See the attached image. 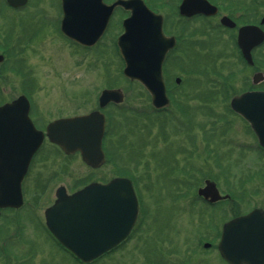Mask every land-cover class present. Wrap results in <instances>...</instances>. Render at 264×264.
<instances>
[{
  "label": "rangeland",
  "instance_id": "374dc122",
  "mask_svg": "<svg viewBox=\"0 0 264 264\" xmlns=\"http://www.w3.org/2000/svg\"><path fill=\"white\" fill-rule=\"evenodd\" d=\"M143 1L166 18L165 35L178 39L164 78L169 94L187 108L186 116L174 104L155 114L145 90L123 77L115 47L123 11H115L106 34L86 49L56 32L58 0H31L27 7L29 13L36 10L42 23L51 16L56 23L52 31L44 24L45 33L34 40L30 16L22 17L15 34L18 61L3 64L0 103L25 91L33 100V119L47 124L96 110L103 89H120L124 101L119 109L103 111V147L109 157L100 168L86 166L77 154L66 156L43 146L22 182V208L0 217V264H75L39 226L59 186L72 193L113 177L133 181L139 202L136 225L115 252L92 264H224L216 252L201 248L204 240L197 233L209 223L211 210L194 203L196 188L210 180L222 194L233 192V200L264 201V155L257 151L248 126L228 107L231 96L253 86L255 72L264 76V44L253 52L254 66L249 67L239 58L236 32L212 27L217 19L178 20L180 0ZM212 1L225 5L237 19L244 14L240 23H258L264 16V0ZM24 13L4 12L0 27L8 33L13 18ZM176 77L181 79L178 85ZM255 88L264 90V81ZM192 149L198 152L194 159ZM218 217L214 220L223 216Z\"/></svg>",
  "mask_w": 264,
  "mask_h": 264
},
{
  "label": "water",
  "instance_id": "95a60500",
  "mask_svg": "<svg viewBox=\"0 0 264 264\" xmlns=\"http://www.w3.org/2000/svg\"><path fill=\"white\" fill-rule=\"evenodd\" d=\"M7 2L19 7L25 0ZM61 5V32L87 48L100 39L115 7L129 11V17L122 22L123 34L117 39L124 63L123 76L147 90L156 110L168 106L161 66L166 53L174 46V39L163 36L161 16L149 11L141 0H117L109 6L102 0H61ZM216 12L217 9L205 0H183L179 6L180 15L186 17L211 16ZM220 23L234 27L226 17ZM261 24H264V17ZM236 40L243 58L252 65L251 50L264 42V33L256 26H245L238 30ZM261 80V74L254 75V83ZM122 100L120 90H104L99 96L98 107L103 109L110 103L120 104ZM230 108L250 125L264 148V91L235 97ZM28 110L25 97L0 107V209H17L22 205L21 182L43 140V133L31 124ZM103 130V115L95 111L50 123L46 137L65 154L79 152L85 164L98 168L104 162ZM205 184V188L198 191L199 196L209 198L210 202L219 200L214 183L206 181ZM55 197L53 206L44 212L46 227L83 263L91 262L121 243L137 218V200L130 181L125 178H116L107 184L93 183L71 195L60 187ZM218 251L230 264H264V216L260 211L255 210L224 225Z\"/></svg>",
  "mask_w": 264,
  "mask_h": 264
},
{
  "label": "flooded vegetation",
  "instance_id": "af4514ba",
  "mask_svg": "<svg viewBox=\"0 0 264 264\" xmlns=\"http://www.w3.org/2000/svg\"><path fill=\"white\" fill-rule=\"evenodd\" d=\"M113 1H115V0H111L109 2H108V0H104V3L110 4ZM30 2H31V0H26L25 5L23 7L15 8V7L11 6L7 2V0H0V17H4V15H5L4 12L13 13V14H17V13H20V12H26L22 16H20V18H18V20L13 18V20H12V22H13L12 23V29H10V31L8 33H6L4 27L3 28L0 27V56L3 58L2 62L0 63V81L3 78V64L5 62H7V61L8 62L10 61L12 64H16V62L18 61L17 54H16L17 43H16L15 34L17 33V31H16L17 27L18 26H22V23H23V21L21 20L22 17L23 16H30L31 23H32V24H30V26L32 27V29H33V27L36 28L34 30V32H33L32 37H31V39H34V40L36 39V37L39 38L40 36H43V34L45 33L46 30L44 29V24H46L45 26H46V28H48V31H52V26L54 25V23H56V22H54V20H52L53 19L52 16L50 17V19L47 20V22L42 23V20L40 19V17L37 16L35 13H33V12H36V10H33L31 13H29L28 12L29 9H27V7L30 5ZM214 3H216V2H213L212 4L215 5ZM55 8H56V14H58L57 23H56V27H57V31L56 32L59 35V33H60L59 25H60V18H61V9H60V3L59 2H57V6ZM217 8H218V14L216 16H213V17H210V18L197 16L195 18H200V19L204 18V20H210V22H211V20L217 19V22H218L217 25L216 26H212L214 28L219 26V19L221 17H223V16H227L231 20H233L235 22L236 26H237V23L239 22V18L240 17L244 18V14L239 16L238 19H237L233 15V13L226 12L225 11V5L223 6V8L218 7V6H217ZM116 10L117 9L114 10L113 15L115 14ZM225 12H226V14H225ZM29 14H31V15H29ZM113 15L109 19V23L107 25V28L105 30L104 35L106 34V32H107V30L109 28V25L111 23V19H112ZM178 20H183V19H178ZM250 24L256 25V23L254 21L251 22ZM163 25H164V27L166 26V18L163 19ZM222 30L225 31V28H222ZM167 36H169V35H167ZM173 37L176 39V43H177V40H178L177 37L176 36H173ZM62 38H63V36H62ZM255 50H257V49H255ZM255 50H253V52H255ZM253 52H252V55L254 54ZM21 77H22V75H21ZM18 93L19 94L16 96V98L18 96L24 95L27 98L28 102H29V118L32 121L34 127L37 130L45 132L46 126L50 122H48L46 124L45 122H39L38 120L35 121L33 119V117H32V109H33V105L34 104H33V100L31 99L30 95L28 93H26L25 91H23V92L19 91ZM13 100L1 101L0 106L5 104V103L11 102ZM109 107H113L114 109H117V107H114L113 105H108V106L105 107V109H107ZM104 116H105V114H104ZM47 144L49 146H52L53 148H55L57 151H59V149L57 147H55L54 145L48 143L47 141H44L42 146H41V148H40V150H39V152L36 154L34 159H36L37 155L39 153H41V151H42L41 149L43 148V146L47 145ZM257 150H258V152H260L261 154L264 155V152H262L261 149L257 148ZM34 159L32 160L31 164L33 163ZM31 164L29 166V170H30ZM200 187L196 188V195L193 196V198L194 197L196 198V201H194V203L196 202V203H198L200 205H203L205 208H208L209 210H211L209 223L208 224H204L202 226V228H201V231L197 233V234L200 235V237L202 236V238L204 240V242L202 241L203 244L204 243L210 244V247L207 248L206 251H209V252H212V253L217 252L216 245L219 242V239L221 237L222 226L224 224H226L227 222H229V221H231V220H233L235 218L247 215L248 213H250L252 210H255V209L261 210L262 214L264 215V201L233 200L232 196H231V193H233V192H228L227 193V191H225V194H222L221 192H219V194L221 196H225V199H220L219 201L212 203V202H209V200L204 199L203 197H198L197 196V190ZM20 209H18L16 211H8V212L7 211H1V215L5 214V213H9V212L15 213V212H18ZM214 216H217V217L218 216H223V217L221 219H219L218 221H215L214 220ZM218 218H220V217H218ZM39 226L41 227V226H43V224H41V222H40ZM46 235L50 239V241H52L55 244V246L57 247L58 251H60L61 253H63L67 257H71L72 258L71 254L69 252H67L65 249H63L59 244H57L54 241V239L50 236L49 233L46 232ZM203 244H201V248L204 250ZM73 260L75 261L74 262L75 264H81L77 260H75V259H73ZM225 264H228V263L225 261Z\"/></svg>",
  "mask_w": 264,
  "mask_h": 264
},
{
  "label": "trees",
  "instance_id": "16d2710c",
  "mask_svg": "<svg viewBox=\"0 0 264 264\" xmlns=\"http://www.w3.org/2000/svg\"><path fill=\"white\" fill-rule=\"evenodd\" d=\"M218 85V84H217ZM217 85L214 86V88H217ZM172 101L178 104L184 111H186L185 106L181 103H179L178 99L172 96ZM184 101V100H183ZM181 104V105H180Z\"/></svg>",
  "mask_w": 264,
  "mask_h": 264
}]
</instances>
